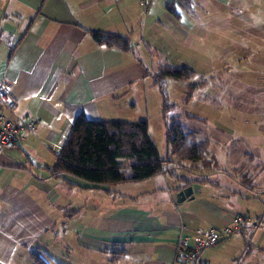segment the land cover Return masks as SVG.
<instances>
[{"label": "crops", "instance_id": "crops-1", "mask_svg": "<svg viewBox=\"0 0 264 264\" xmlns=\"http://www.w3.org/2000/svg\"><path fill=\"white\" fill-rule=\"evenodd\" d=\"M141 1L0 0V81L15 97L5 115L36 123L0 154V264H36L35 255L46 264H173L181 224L219 229L235 216L246 218L237 233L201 257L208 264H264V190L256 182L264 165L226 167L216 156L219 168L187 171L200 181L186 185L169 175L166 157L154 176L114 185L53 172L79 114L149 123L151 99L161 114L154 70L182 58L222 59L216 6ZM93 30L127 37L132 51L96 42ZM253 56L264 60V51ZM181 66L204 79L211 72ZM188 185L193 197L178 202L176 193Z\"/></svg>", "mask_w": 264, "mask_h": 264}, {"label": "rangeland", "instance_id": "rangeland-1", "mask_svg": "<svg viewBox=\"0 0 264 264\" xmlns=\"http://www.w3.org/2000/svg\"><path fill=\"white\" fill-rule=\"evenodd\" d=\"M202 3L217 7V18L224 28L218 35L222 59L216 57L201 62L182 58L181 62H176L195 70L205 67L211 72L205 87L193 90L189 99L185 91L187 84H198L204 77L193 72L190 79L170 80L168 92L176 104L171 113L177 115L187 130L193 133L200 130L202 135L198 137L209 139L210 151L223 165L254 171L264 165V71L259 70L264 66L259 65L264 60L253 56L255 52L264 51V0H202ZM193 4H196V0H193ZM208 12L211 13V10ZM236 49L239 51L237 61L234 60ZM159 107L151 99L149 133L161 157L165 158L168 148ZM188 114L196 118H187ZM218 114L220 119L217 118ZM243 117H250L249 125L243 123ZM218 129L223 132L216 136ZM256 182L257 191L264 190V169Z\"/></svg>", "mask_w": 264, "mask_h": 264}, {"label": "trees", "instance_id": "trees-1", "mask_svg": "<svg viewBox=\"0 0 264 264\" xmlns=\"http://www.w3.org/2000/svg\"><path fill=\"white\" fill-rule=\"evenodd\" d=\"M177 1L182 6H190V0ZM91 36L108 47L121 51L133 49L129 39L120 34L93 30ZM193 74V70L172 63L159 66L151 74L153 85L161 96V119L168 148L166 160L161 158L149 135L147 119L102 121L90 120L79 114L56 153L53 172L68 174L92 185H114L150 178L160 171V164L165 160L174 163L168 170L169 175L186 185L200 179H191L187 172H179L183 167L194 172L219 168L218 158L210 151L209 139L187 130L177 115L171 113L176 104L169 96L170 80L190 79ZM206 82L205 78L198 84H187L186 98L191 97L193 90L203 89ZM187 118L196 116L188 114ZM248 176V173L242 174L245 180ZM35 262L46 264L38 255H35Z\"/></svg>", "mask_w": 264, "mask_h": 264}, {"label": "built area", "instance_id": "built-area-1", "mask_svg": "<svg viewBox=\"0 0 264 264\" xmlns=\"http://www.w3.org/2000/svg\"><path fill=\"white\" fill-rule=\"evenodd\" d=\"M146 4V0L140 2ZM15 106V97L10 84L0 81V154L22 138V135L36 129L33 119L22 122H14L9 119L5 112ZM244 216H235L225 226L215 228L190 229L187 225L181 224V232L184 234L179 241L176 258L173 264H208V261L201 257V252L217 245L224 237L237 231Z\"/></svg>", "mask_w": 264, "mask_h": 264}, {"label": "water", "instance_id": "water-1", "mask_svg": "<svg viewBox=\"0 0 264 264\" xmlns=\"http://www.w3.org/2000/svg\"><path fill=\"white\" fill-rule=\"evenodd\" d=\"M192 198V187L190 185L183 187L176 193V200L178 202L183 201L185 198Z\"/></svg>", "mask_w": 264, "mask_h": 264}]
</instances>
